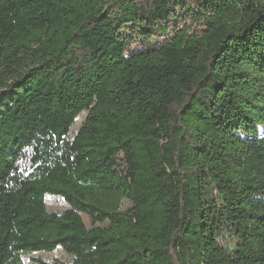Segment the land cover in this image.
Listing matches in <instances>:
<instances>
[{
    "label": "trees",
    "instance_id": "1",
    "mask_svg": "<svg viewBox=\"0 0 264 264\" xmlns=\"http://www.w3.org/2000/svg\"><path fill=\"white\" fill-rule=\"evenodd\" d=\"M193 1L0 0V264H264V0Z\"/></svg>",
    "mask_w": 264,
    "mask_h": 264
},
{
    "label": "rangeland",
    "instance_id": "2",
    "mask_svg": "<svg viewBox=\"0 0 264 264\" xmlns=\"http://www.w3.org/2000/svg\"><path fill=\"white\" fill-rule=\"evenodd\" d=\"M174 5V14L169 18L167 23H162L161 25L166 26L168 35L172 36L177 31H181L185 28H189V30H193L195 28H199L200 23H195L194 16L191 14L189 10L194 5L193 0H172ZM162 35L158 31L153 34L154 39L152 42H155V40H161V38L157 37ZM159 38V39H158ZM134 46V45H132ZM86 117V112H83L81 115H79L74 122V125L72 126L69 134V138L72 139L78 128L82 125L84 122V119ZM260 135L264 134L263 128H259ZM22 165H26V163H23ZM45 204L48 212H53L57 214H61L64 211L68 210L70 206L61 198L52 196V195H46L45 196ZM132 205L128 201H123L121 206V211L126 212L129 209H131ZM86 227L90 228L91 222L90 220L84 215L80 214ZM32 259H40L45 262H63V263H69L72 261L73 257L65 252L62 248H59L53 252H34L30 255L23 256V261L25 263H29Z\"/></svg>",
    "mask_w": 264,
    "mask_h": 264
}]
</instances>
